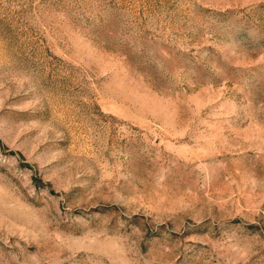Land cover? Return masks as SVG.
I'll list each match as a JSON object with an SVG mask.
<instances>
[{
    "label": "rangeland",
    "instance_id": "rangeland-1",
    "mask_svg": "<svg viewBox=\"0 0 264 264\" xmlns=\"http://www.w3.org/2000/svg\"><path fill=\"white\" fill-rule=\"evenodd\" d=\"M0 264H264V0H0Z\"/></svg>",
    "mask_w": 264,
    "mask_h": 264
}]
</instances>
